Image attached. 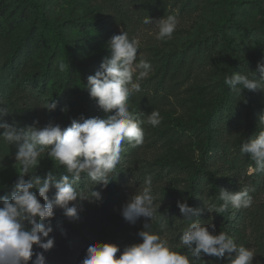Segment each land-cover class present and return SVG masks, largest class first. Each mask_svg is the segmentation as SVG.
Instances as JSON below:
<instances>
[{
  "label": "rangeland",
  "instance_id": "1",
  "mask_svg": "<svg viewBox=\"0 0 264 264\" xmlns=\"http://www.w3.org/2000/svg\"><path fill=\"white\" fill-rule=\"evenodd\" d=\"M189 1L123 0L134 12V23L124 26L114 5L105 0H0V102L11 111L4 119L14 117L26 125L39 121L41 127L51 121L67 127L72 119L105 118L109 113L90 97L87 77L110 55L108 41L113 35L124 29L130 37L137 36L138 58L142 53L151 71L139 81L141 90L129 98V110L144 120L155 109L162 121L157 127L142 125L143 145L122 142L119 195L110 202L120 213L144 187L145 176L151 175L159 217L152 228L162 238L183 249L180 229L185 222L177 201L186 199L202 210L193 219L208 224L210 230L214 224L215 234L227 232L237 245L256 253L253 264H264V172L249 175L254 162L240 151L264 127L259 125L264 91L245 89L238 95L224 83V77L235 72L259 77L258 62L264 60V0H196L194 11H189ZM172 13H178L179 23L165 41H157L155 30L141 23L145 16L158 19ZM60 62L64 71L59 70ZM51 102L56 108L50 111L46 105ZM16 151L15 145L0 142V188L18 177ZM47 151L37 172L45 178L48 172L57 173L59 179L65 169L47 157ZM248 184L255 189L250 193L251 208H229L224 214L207 211L205 203H219L220 188L235 192ZM74 187L82 193L93 187L101 193L113 192L109 184L95 186L84 174ZM54 193L52 187L50 198ZM77 203L78 219L61 217L54 209L50 236L55 237V245L44 253L47 264H77L66 257L72 238L94 239L88 219L94 201L70 206ZM144 223L143 217L135 225L127 222L130 240ZM130 242L126 240V245ZM33 247L34 252L44 251ZM209 257L216 264H227L226 259Z\"/></svg>",
  "mask_w": 264,
  "mask_h": 264
},
{
  "label": "clouds",
  "instance_id": "2",
  "mask_svg": "<svg viewBox=\"0 0 264 264\" xmlns=\"http://www.w3.org/2000/svg\"><path fill=\"white\" fill-rule=\"evenodd\" d=\"M142 25L155 30V39L165 41L172 38L177 29L178 13L154 19L145 16ZM141 46L137 36L121 29L108 41L110 55L106 56L94 75L87 77V89L91 98H95L99 107L109 113L105 118H82L83 122L72 119L70 126L62 127L49 121L42 127L39 121L20 126L8 123L4 118L10 109L0 102V142L15 145V161L19 164L18 177L9 195L0 196V264H47L45 252L55 245L51 218L54 209L61 208L64 215L78 219V203L88 200H100L101 191L95 187L87 193L78 192L74 185L81 180L82 174L106 188L116 178V168L121 159L122 142L136 147L143 145L145 131L142 125L157 127L162 121L159 111L153 109L144 120H138L129 110L128 100L141 90L139 81L151 71L150 61L138 50ZM59 70H65L60 62ZM259 77L235 72L224 77V83L241 95L242 91H264V60L258 62ZM51 111L56 104L46 105ZM66 110V109H65ZM259 125H264V114L259 117ZM63 166L65 174L59 179L48 172L46 178L38 174L37 169L42 155ZM254 162L248 174L264 172V127L240 147ZM27 177V178H26ZM144 187L135 192L122 206L121 214L130 224L135 225L144 218L143 230L137 235L141 242L120 247L112 242L93 241L86 249L84 258L79 264H205L202 255L226 259L227 264H253L256 253L243 244L237 245L233 237L221 231L215 234V225L203 223L198 217L201 209L192 207L187 200L177 201L183 215L184 227L180 229V246L186 251L178 250L169 240L162 238L152 228V222L159 219L152 194V177L146 175ZM55 193L50 198V189ZM251 184L239 191L220 188L217 200L219 203L206 205L209 213H226L231 209H249L254 200ZM41 198L43 202H41ZM47 221V222H45ZM150 221V222H149ZM163 230L164 225H160ZM34 245L43 249L34 252ZM120 255L117 257V253ZM35 257V259H33Z\"/></svg>",
  "mask_w": 264,
  "mask_h": 264
},
{
  "label": "trees",
  "instance_id": "3",
  "mask_svg": "<svg viewBox=\"0 0 264 264\" xmlns=\"http://www.w3.org/2000/svg\"><path fill=\"white\" fill-rule=\"evenodd\" d=\"M110 4L114 5V9L116 12L117 19L121 25L130 26L134 23V12L132 8H129L123 0H105ZM196 0H190L187 6L189 7V11H194L196 9ZM8 123H15L20 126H24L25 120L12 118H6ZM2 131V130H0ZM116 178L113 179L110 185V191L112 186L113 192H105L102 193V197L100 200L94 201L93 213L88 215V219L90 222V227L93 231V240H90L84 236H81L80 239H73L71 246L66 247V257L69 262L75 261L77 264L84 258L87 247L93 241H101V242H112L117 244L121 251L126 246V240L132 241V243L141 242L140 237L137 235L136 238L130 240V236L128 237V229H127V221L123 218L121 212L117 213L118 206L116 203L110 202L113 199V195H119V188L117 186L119 179L122 177V172L118 168H116ZM53 175L58 178L57 173H53ZM17 178L13 179L5 186L0 188V196L9 195L12 186ZM97 189V188H96ZM99 190V189H97ZM42 199V198H41ZM57 214L61 217L65 216L64 211L61 208H56ZM55 221L60 222L61 220L56 219ZM180 251H186V249H179ZM120 253H117V257ZM205 264H216L209 256L202 255L200 258ZM221 264V263H219Z\"/></svg>",
  "mask_w": 264,
  "mask_h": 264
}]
</instances>
